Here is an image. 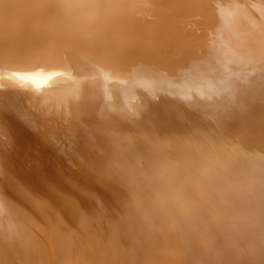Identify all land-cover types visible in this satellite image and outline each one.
Returning a JSON list of instances; mask_svg holds the SVG:
<instances>
[{"label":"bare ground","instance_id":"1","mask_svg":"<svg viewBox=\"0 0 264 264\" xmlns=\"http://www.w3.org/2000/svg\"><path fill=\"white\" fill-rule=\"evenodd\" d=\"M0 264H264V0H0Z\"/></svg>","mask_w":264,"mask_h":264}]
</instances>
